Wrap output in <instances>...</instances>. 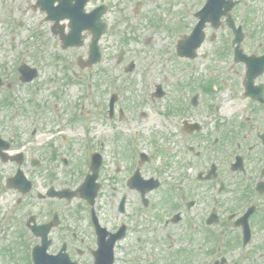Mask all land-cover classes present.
Returning a JSON list of instances; mask_svg holds the SVG:
<instances>
[{"label": "flooded vegetation", "instance_id": "af4514ba", "mask_svg": "<svg viewBox=\"0 0 264 264\" xmlns=\"http://www.w3.org/2000/svg\"><path fill=\"white\" fill-rule=\"evenodd\" d=\"M102 1L106 2L104 16L114 14L119 6V19L125 25V33L121 32L120 39L114 41L120 46L115 56L117 62L124 61L125 43L150 44L153 35H145L148 31L167 32L172 37L173 49L165 52V58L175 60L174 76L167 79L162 75L163 82L146 91L152 98L155 91H162L164 95L168 90L175 96L171 100L173 106L171 102L162 103L156 114V125L160 117L158 126L165 128H159L160 140L172 144L169 152L162 155V164L155 176L159 181L157 207L181 214L182 218L173 225L185 219L184 226L192 227V219H201L205 229L201 232L202 242L206 245L209 241L206 219L214 210L209 195L214 187L218 190L223 186L222 191L230 200V204L225 202L227 211L232 210L225 220L236 228V237L232 235L229 240V249H237V242H243L244 226L237 224V218L250 206L254 209L247 225L254 239V232L264 227V192L259 193L264 191V7H250L242 20L235 16L241 10L234 5L235 0H128L129 13L124 0H97L92 6L91 0L85 4L83 0H33L31 8L43 13L52 46L60 48L70 38L68 41H81V47L87 43L88 48L92 39L98 38L101 49L104 37L117 32L107 26L100 34L102 28L96 8ZM253 14L255 20L251 18ZM227 15H231L230 21ZM237 28L241 31L235 33ZM71 29H83L80 40L71 39L76 37V34L70 37ZM185 35L191 39L188 58L180 56V40ZM78 58L80 64L84 63V57H76L78 70L72 68L64 84L78 87L76 100L84 107V100L97 103L95 96L101 92V83L95 82L96 72L101 69L98 62L80 67ZM93 59L89 54L88 60ZM130 63L132 70L134 62ZM67 65L69 70V62ZM186 68L191 80L181 83L179 74ZM127 69L126 65L125 72H129ZM93 78L94 88L85 89ZM109 96L115 98V104L107 116L115 117V121L86 122L79 118L83 116L80 107L69 104L66 118L61 120L63 124L59 126L58 120L52 121L43 151L34 155L11 150L21 138L19 126H11L6 120V128H0V137L11 144L9 151L0 153V173L7 168V174L0 176V186L13 190L16 198L13 209L3 212V221L21 225L15 240L17 250L11 258L15 264H117L122 246L128 249V240L134 233L135 242L142 246L140 233L147 220L134 219L132 199L135 198L136 212L154 208L150 201L156 188L144 196L146 184L132 188L136 169L142 179L149 178L143 169L147 162L141 163L132 149L140 129L123 121L120 113L130 117L132 114L135 120L148 118L146 104L144 100L134 103L138 108L133 111V103L126 102L127 97L123 104L118 103L121 100L118 90ZM98 105L103 108L101 102ZM53 106L58 109L57 104ZM169 117L175 119L174 124ZM92 123H103L98 125L99 130L106 133L93 136ZM174 127L176 131L168 130ZM41 128L42 123L34 132L39 134ZM123 128L130 132L128 140L122 134ZM177 136L182 137L180 142L176 141ZM149 159L148 156L146 161ZM166 171L178 173L175 184H166L163 177ZM110 179L122 186L123 191L118 197L110 196L104 207L100 199ZM178 191L181 192L177 194ZM255 199L261 200L260 214ZM27 202L33 204L34 210L20 216L21 219H8L15 208ZM109 210L112 216H106ZM173 214L161 222L157 216L154 219L159 222L157 230L167 228L170 222L166 218ZM256 216L258 219H254ZM109 219L119 220L112 223ZM44 241L47 246H43Z\"/></svg>", "mask_w": 264, "mask_h": 264}, {"label": "rangeland", "instance_id": "374dc122", "mask_svg": "<svg viewBox=\"0 0 264 264\" xmlns=\"http://www.w3.org/2000/svg\"><path fill=\"white\" fill-rule=\"evenodd\" d=\"M164 1L170 2V0ZM183 1L185 0H181V2ZM32 2L33 0H0V77L7 81L11 77H14V75H16V68L20 61L19 56H22V58L26 60V63L28 65L36 66L40 71V77L36 82V88L34 89L35 92L32 94L25 93L24 88L21 87L22 85H18L16 79L12 80V91L14 93L15 99V104L13 105L18 106V112L15 115L17 116L18 126L20 127L21 138L25 136L26 130L29 127L32 119L34 117L41 118L40 121L42 123V128L40 130L42 131L38 134L39 139L37 141V151H43V148L46 145V140L49 139V134L47 133L49 125L52 124V121L58 120V124L59 126H61L63 124L61 120L66 118L67 110L69 108L68 105L74 103L78 105L77 107H80V110L83 111V114L86 109H93L91 115L88 114L86 119L84 118L85 120H93L99 122L105 120L115 121V117L109 118L107 116V108L105 107V104L108 94L113 90H118L121 98L119 102L123 104V99L127 97L126 102L133 103V111L138 108V106L134 103H140L141 100H144L149 119L137 118L135 120L133 115L131 114V124L133 125V127H136L141 131V134L137 137V139L139 140L142 147L150 148V145L152 144L150 141H148L143 132L152 134L156 131L157 127L162 129L165 128L163 126H158V122L161 119L160 117L158 118V122L156 125V108L155 111L154 108L152 109V102H156V99L152 98L150 94H148L147 96L146 91L148 89L153 90L154 84L162 83V75L167 77V79H171V77L168 75L170 74V69L175 68L174 60L172 59V61H170V65L166 69L161 67L160 63L163 62L166 57L165 52H170L173 49V46L171 44L172 37L167 32L148 31L145 33V35L152 34V42L150 44L141 42L125 43L123 45V48L125 49L124 61L117 62L115 56L117 55L120 46H116L114 41L120 39L119 37L121 36V32L125 33V25L119 19L121 17L119 6L118 10L114 14L113 12L107 14V19L110 20L111 26L114 28V30L116 29L117 32L115 34L114 32L111 34L109 33L104 37L103 42L101 43V47L103 48L105 54V60L103 62L102 69L96 72L95 82H99V84L101 83V92L98 96V102L104 99V105L102 108L101 106L97 105L98 102L91 104L89 100H84L89 101L90 105H88V102L83 101L84 107H82L78 104V100H76L78 87L75 85H65L64 83L66 82V76L69 72L72 71V68H76L75 70H78L75 66L76 57H86L88 49L87 43L83 47L76 49L68 48L66 50H61L59 47H53L51 44V40L53 39L52 37H49L47 35V23L43 19V13H41L39 10H32L29 5V3ZM123 2L126 3V12L129 13V1L124 0ZM253 2L255 9L257 7H264V0H253ZM156 17L157 16L154 14L153 18L156 19ZM251 18L255 20V14H253ZM12 39L13 41H11ZM47 39H49L48 43L46 42ZM24 51L26 52V54H28L29 58L25 57L26 54H21L24 53ZM130 61L134 62L135 67L131 72H125L124 68ZM68 62L70 65L69 70H67ZM224 70L225 67L224 69H222V72ZM185 71H187V69H185ZM56 72L59 73L58 75L54 76ZM179 76L183 78L181 76V73L179 74ZM183 81H185V78H183ZM51 83L56 84L55 92H52L51 87H49ZM80 87H82V85H80ZM3 89L4 88L0 89V128H6V120L9 118L4 114L5 108H3V105L1 104L4 98ZM57 93L61 95L60 99H58L57 101V103L60 104V107L58 109L52 106L54 95H56ZM30 97L35 99V101L37 102V106L31 105V103H29ZM165 99L166 100H164V104L168 101L167 98ZM170 105L173 106L174 103L171 102ZM163 121L164 123H166L167 118H164ZM119 123H121V121ZM98 125L102 126L103 123L91 124V132L93 136L96 135L98 137L100 134L106 133V131H100ZM164 125L166 126L167 124ZM170 129L176 131V127L168 128V130ZM76 133L77 136L81 138L80 131L77 130ZM122 134L127 140L129 139L130 132L128 130L123 128ZM23 139H25V137ZM23 139L21 141H23ZM19 149L17 148L16 151ZM25 151L29 152L27 149H25ZM109 152L110 156H112L111 149ZM111 168L112 166L110 167V169ZM143 169H145V174L146 172H150L146 164H143ZM6 171L7 168L3 169L2 173H0V176H5L7 174ZM120 176L121 174L118 177ZM174 177L177 178V174H174ZM3 189L0 186V219H2L1 217H3V212L6 209H13L16 200L13 190H8L4 187ZM122 191V186L110 179L109 185L105 186L103 195L100 199V202L102 203L101 206L106 207L107 199L110 196L118 197ZM220 196L227 197L228 195L227 193H222L219 194V198ZM132 202L133 203L131 206L133 208L134 219H142L145 221L148 220L144 212H136L137 206L135 198L132 199ZM30 210H34L33 204H30V202H27L24 205L22 204L19 208L14 209L13 215H11L8 219H12V217H14L13 219H21L20 216L26 215V213ZM162 211H160L161 218L168 215V213L166 212L167 210ZM225 211L226 210L222 209V206L218 209L219 216L222 218V220L217 224L212 225L210 227V232L220 233V231H222V227L227 231H232L234 229L230 222L226 221L225 218L223 219L222 214ZM155 212L157 213V210H155ZM260 213H262V206L259 205L258 214ZM106 216H112L110 210L106 212ZM254 219H258V217L256 216L254 217ZM116 220L117 219H109V221L112 223H115ZM201 222V219H192L194 227L196 225H200ZM142 226L143 230L140 233V236L142 237V245L145 247L138 246L139 243L135 242L136 234L134 233L131 239L128 240V243L126 241L128 249L125 250L122 246V250L118 254L119 259L117 264H149L148 260H154L153 257L149 255L150 253H155L158 258L163 256L164 259H167L163 261V263L165 264L203 263V260L206 257L204 253L208 250V248L205 249V246L202 245L201 249L203 250V252L199 251L196 246L199 243H195L193 245L185 247L184 242L182 243L184 239L183 225L179 224L177 226L170 224L165 229L157 230L158 223L154 220L151 223L146 222V226H144L143 224ZM151 226H153L154 228L150 229ZM4 227L5 229L2 232L1 236L2 241H7L8 245H10L15 240H18L17 232L20 231L21 228V225L19 223H6L4 224ZM201 228L204 230L203 224ZM168 233L169 235H171V239H169V242L166 241ZM255 233L256 236L254 244L257 246H262L264 244V227H262L258 231L256 230ZM153 238L159 240V242L154 246L150 244ZM170 240L173 242L174 251L188 249L194 254L187 256L180 255V260L177 257L167 258L166 256L171 251L169 252L166 245L170 243ZM252 247L253 246H251L250 248ZM250 248H248L245 253H242V251L238 249L236 251L222 249V254L226 258V264H264V256H261L260 258L256 257V259H254L255 255H253L252 257L250 256ZM257 249H260V247H257ZM15 251L16 250L12 251V249L7 251L4 254V257L0 253V264H15V261L10 259ZM147 251L149 253H147ZM257 252L264 253V250H257L256 253ZM215 258L217 257H213L212 260H214Z\"/></svg>", "mask_w": 264, "mask_h": 264}]
</instances>
